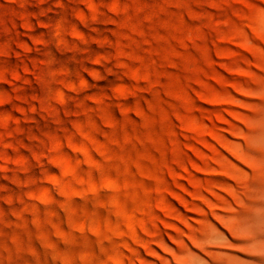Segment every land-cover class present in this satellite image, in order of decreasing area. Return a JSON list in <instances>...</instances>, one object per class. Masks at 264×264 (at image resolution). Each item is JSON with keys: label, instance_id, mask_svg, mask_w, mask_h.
Returning a JSON list of instances; mask_svg holds the SVG:
<instances>
[{"label": "rangeland", "instance_id": "obj_1", "mask_svg": "<svg viewBox=\"0 0 264 264\" xmlns=\"http://www.w3.org/2000/svg\"><path fill=\"white\" fill-rule=\"evenodd\" d=\"M0 264H264V0H0Z\"/></svg>", "mask_w": 264, "mask_h": 264}]
</instances>
